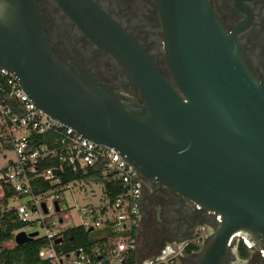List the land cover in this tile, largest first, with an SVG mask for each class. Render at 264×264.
<instances>
[{"label": "water", "instance_id": "obj_1", "mask_svg": "<svg viewBox=\"0 0 264 264\" xmlns=\"http://www.w3.org/2000/svg\"><path fill=\"white\" fill-rule=\"evenodd\" d=\"M154 1L173 84L91 0H56L120 61L141 102L73 73L49 45L38 0H0V67L17 77L36 108L114 148L145 181L212 215L215 227L199 264H221L236 235L264 249V84L210 0ZM37 235L20 230L14 241Z\"/></svg>", "mask_w": 264, "mask_h": 264}, {"label": "built area", "instance_id": "obj_2", "mask_svg": "<svg viewBox=\"0 0 264 264\" xmlns=\"http://www.w3.org/2000/svg\"><path fill=\"white\" fill-rule=\"evenodd\" d=\"M3 149H10L14 157H8ZM0 155L3 160L0 166V218L12 209L15 218L24 225L22 230L26 233L38 231L37 236L48 239L47 245L39 250L40 261L36 264H175L173 254L153 259L139 255L138 233L145 180L136 169L114 148L84 137L36 108L17 77L3 67H0ZM50 159L53 166L43 167L42 163ZM92 168L98 169L104 181L119 185L121 191L110 202L102 194V202L97 206L79 207L78 216L83 221L74 226H83L96 234L90 245L58 249L59 243L54 240L62 237L63 229L74 227L64 221L68 214L64 212L66 206L60 202L65 200L63 191L76 180L64 182L62 175L67 170L86 174ZM55 169L59 174L54 173ZM33 182L36 186L47 182L51 188L36 194ZM8 191L15 195H7ZM48 194L50 201L43 198ZM24 197L30 199L12 202ZM54 201L58 202V211ZM51 209L62 215L47 222L46 216ZM215 220H219V215H215ZM202 228L193 239L196 243L202 240ZM39 230L43 233L39 234ZM15 234L8 242L15 244ZM240 239L246 247L251 246L249 239L243 236ZM185 244H189V240Z\"/></svg>", "mask_w": 264, "mask_h": 264}, {"label": "flooded vegetation", "instance_id": "obj_3", "mask_svg": "<svg viewBox=\"0 0 264 264\" xmlns=\"http://www.w3.org/2000/svg\"><path fill=\"white\" fill-rule=\"evenodd\" d=\"M43 30L52 51L76 75L98 81L112 91L141 102L128 72L111 53L97 46L66 14L56 0H38ZM116 22L173 84L165 61L163 32L154 0H91ZM224 29L236 45L254 78L264 84V0H210ZM141 226L148 257L173 254L175 264H199L213 232L200 243L193 239L214 219L193 202L154 182L145 181L141 199ZM189 240V244L185 242ZM252 241H254L252 243ZM245 255L240 235L232 238L221 264H264V249L251 237Z\"/></svg>", "mask_w": 264, "mask_h": 264}, {"label": "trees", "instance_id": "obj_4", "mask_svg": "<svg viewBox=\"0 0 264 264\" xmlns=\"http://www.w3.org/2000/svg\"><path fill=\"white\" fill-rule=\"evenodd\" d=\"M54 162L50 160H45L42 163L43 167L53 166ZM64 182L79 181L83 183H97L102 187L103 195L105 200L110 202L114 196L121 191L119 185L112 184L111 182L104 181L98 169L92 168L86 174L74 173L71 171H65L63 173ZM36 186L32 183L34 193L38 194L47 191L51 188L47 182H40ZM9 196L15 195L13 191H8ZM23 224L20 223L13 215V210L10 209L5 211L3 216L0 218V246L13 237L15 231L23 228ZM63 238L62 242L57 245L58 249H72L78 245L88 246L94 241V235L86 230L83 226H74L65 228L61 232ZM48 239L45 236L34 237L31 241L22 244L3 247L0 249V263L3 264H36L40 261L38 253L39 250L47 245ZM241 249L243 255L247 247L241 242Z\"/></svg>", "mask_w": 264, "mask_h": 264}, {"label": "rangeland", "instance_id": "obj_5", "mask_svg": "<svg viewBox=\"0 0 264 264\" xmlns=\"http://www.w3.org/2000/svg\"><path fill=\"white\" fill-rule=\"evenodd\" d=\"M4 153L8 156L13 158V152L10 149H3ZM3 164V160L0 155V166ZM65 200L60 202L61 205L66 206L64 212L68 214V218L64 221L69 225H77L83 219L78 216V209L79 207L86 206V205H94L97 206L102 202V187L100 184L97 183H83V182H72L70 186L63 191ZM43 198H46L48 201H50V195L43 196ZM30 198L24 197L20 198L18 200L14 199L12 202H27ZM62 215V213H54V211L51 209L49 213L46 216V221L50 222L52 220H55L59 218ZM85 220V219H84ZM215 227V226H214ZM29 231V230H28ZM213 232V229L211 226L206 223L203 225V228L201 230L202 237L207 235V232ZM43 231L39 230V234H42ZM13 244L10 242L4 243L0 246V249L3 247L12 246ZM138 250L140 257L148 256V248L146 244L144 243V238L142 237L141 233H138Z\"/></svg>", "mask_w": 264, "mask_h": 264}, {"label": "crops", "instance_id": "obj_6", "mask_svg": "<svg viewBox=\"0 0 264 264\" xmlns=\"http://www.w3.org/2000/svg\"><path fill=\"white\" fill-rule=\"evenodd\" d=\"M23 227H24V226H23ZM22 229H23V228H22ZM22 229H20V230H22ZM20 230H18V231H20ZM18 231H15V232L17 233ZM15 232H14V233H15ZM93 235L96 236V234H93ZM14 236H15V235H14Z\"/></svg>", "mask_w": 264, "mask_h": 264}]
</instances>
